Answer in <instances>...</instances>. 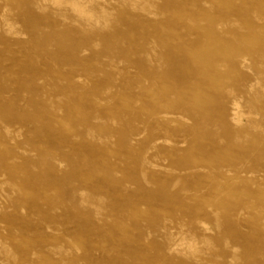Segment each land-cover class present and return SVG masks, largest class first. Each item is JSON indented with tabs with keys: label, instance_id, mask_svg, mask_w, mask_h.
I'll return each instance as SVG.
<instances>
[{
	"label": "rangeland",
	"instance_id": "1",
	"mask_svg": "<svg viewBox=\"0 0 264 264\" xmlns=\"http://www.w3.org/2000/svg\"><path fill=\"white\" fill-rule=\"evenodd\" d=\"M0 264H264V0H0Z\"/></svg>",
	"mask_w": 264,
	"mask_h": 264
},
{
	"label": "bare ground",
	"instance_id": "2",
	"mask_svg": "<svg viewBox=\"0 0 264 264\" xmlns=\"http://www.w3.org/2000/svg\"><path fill=\"white\" fill-rule=\"evenodd\" d=\"M46 1V0H45ZM55 2H61V0H54ZM87 1V0H86ZM68 2V1H67ZM69 2H71V1H69ZM73 2V1H72ZM76 2H78V1H76ZM90 2V1H89ZM66 3V2H65ZM74 3V2H73ZM80 3V2H79ZM103 3V2H102ZM66 5V4H65ZM84 6V5H83ZM86 6V5H85ZM88 6V5H87ZM91 6V5H90ZM75 8L77 9V10H79V11H81V6L80 5H77V4H75ZM85 9H87V8H85ZM47 11V10H46ZM93 14V13H92ZM94 15V14H93ZM94 17V16H93ZM221 24H220V22L219 23H216V24H208V25H204V28H202L201 29V31H208V32H211V33H213V34H219V29L217 28V27H219ZM199 27V26H198ZM220 28V27H219ZM13 29V28H12ZM240 50H235L234 52H233V54H230V55H228V56H226V57H224L223 59L222 58H220V57H218V54H213L212 55V58H211V60H212V62L213 63H210V64H214L215 62L216 63H218V62H223V65L224 64H226L227 65V62H229L230 60L232 61V60H234V59H236L237 58V62H239L238 64L241 66V67H244L246 64H247V58H248V55L247 54H245V53H240L239 52ZM239 52V53H238ZM254 56V55H253ZM190 57V59L192 60V63L194 64V65H198L199 67H201V68H203L202 66H200V64H202L203 62H204V64H207L208 62H205V61H207V59L205 58L206 56H201V55H190L189 56ZM209 59V58H208ZM221 60V61H220ZM234 62H235V60H234ZM239 66V67H240ZM210 68H211V65H210V67L207 69V71H205V69H204V76H206V77H208L209 79H210V81L211 82H214V77L213 76H211L212 75V71H210ZM236 69V68H235ZM241 70H242V68H240ZM239 69V70H240ZM256 69V68H255ZM245 72H247V71H245ZM248 73V72H247ZM252 75V74H251ZM233 78V79H231L232 81H234L235 83L237 82V76H234L233 74H231V73H229L228 72V74H226V73H224V74H222L221 75V78L222 79H224V81L226 82V81H228L229 80V78ZM178 86V85H177ZM196 89V88H195ZM219 94V93H218ZM194 100V101H196V104H197V108H196V110H195V114H200L201 115V113H206V111H207V109L208 108H210V107H212L213 105H214V99L212 98V96H210V95H199V96H197V97H193V98H189V97H187V98H185V99H183V100H181V101H176V102H171L170 103V105H169V107H168V109H163V110H167V111H173V112H176V111H178L181 107H188V105H189V101L190 100ZM159 110H162L161 108L160 109H158V110H156V109H154L153 111H151V112H149L148 114H149V117L150 118H152L155 122H156V124H168V122H169V115H170V113L168 112V116L166 115V116H161L160 115V113L158 112ZM245 111V110H244ZM178 113V112H177ZM199 115V116H200ZM229 118H230V120L232 121V123L234 124V125H236V126H240L244 121H245V118H246V115L242 112V110H241V106H240V102L238 101V99L237 98H235L234 100H233V108H232V110H231V113H230V115H229ZM177 124V123H176ZM169 131V130H168ZM149 138V137H148ZM201 160H202V162L203 163H206L207 162V160H204L203 158H201ZM215 160L218 162V163H222L223 161H225V159H223L222 157H215ZM227 163V166H233V164L234 163H236V162H230V161H227L226 162ZM223 167H224V164L222 163L221 164ZM243 167H244V165H243ZM260 170V169H259ZM233 178V177H232ZM234 178H235V176H234ZM237 179V178H236ZM236 179H235V181H236ZM231 181H233V180H231ZM179 183V182H178ZM212 183H213V180H212ZM226 184H228V182L226 183ZM231 184V183H230ZM229 184V185H230ZM234 186V185H233ZM221 194V193H220ZM212 202V201H211ZM214 206V205H213ZM172 244H174V243H172ZM169 245V244H168ZM170 246H172V245H170ZM191 249H193L192 250V252L194 253V254H197L198 252H196V250H197V248H195V246H192L191 247ZM177 252V251H176ZM178 253V252H177ZM180 255V254H179Z\"/></svg>",
	"mask_w": 264,
	"mask_h": 264
}]
</instances>
